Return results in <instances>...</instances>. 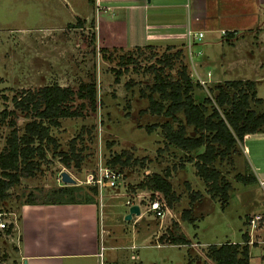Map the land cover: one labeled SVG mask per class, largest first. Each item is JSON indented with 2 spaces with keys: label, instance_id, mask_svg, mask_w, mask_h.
<instances>
[{
  "label": "rangeland",
  "instance_id": "obj_1",
  "mask_svg": "<svg viewBox=\"0 0 264 264\" xmlns=\"http://www.w3.org/2000/svg\"><path fill=\"white\" fill-rule=\"evenodd\" d=\"M94 8L95 0H0V95L7 96L5 101L0 98V110L13 108V95L45 84L58 83L76 89L92 82L96 90L94 110L85 105L82 116L60 118L59 125L50 128L58 143L57 150L68 154V165L63 164L59 155H52L49 146L46 158L34 175L21 177L17 184L8 188L7 197L0 203L2 216L10 218L18 204L27 201L29 192L36 194L35 199L42 200L43 197L37 195L38 190L65 185L60 180L61 170L67 171L75 184L86 190L89 184L85 183V175L89 172L100 174L99 166L108 165L114 154L125 149L132 155L131 159L136 160L126 166L113 165L119 168L122 178L114 187H101L100 193L106 200V205L102 206L104 216L120 233L117 241L122 248L119 249L122 258L132 253L133 247L137 248L133 249L138 254L137 259L127 258L126 264L139 260L140 264H215L206 255L208 246L242 239L244 227L241 225L249 218L250 196L256 194L257 199L263 200L258 204L261 208L256 210L259 214L264 212V186L256 180L249 184L253 185L255 193L245 197L239 194L247 185L235 178L236 173L246 172L237 142L227 155L214 161V166L230 184L226 203L220 207L219 199L208 195L205 183L195 173L193 161L188 160L202 147L184 151L167 143L159 126L146 131V125L161 123L169 117L143 111L148 101L140 92L150 90L151 69L161 66L160 61L180 46L169 49L144 44H134L127 49L98 46L94 43ZM135 14L139 15L136 11ZM76 22L82 23L77 26ZM262 30L264 25L251 29L245 33V40H237L234 45L206 35L198 41L200 45L191 50L182 46L181 53L172 59V66L163 67L162 74L177 77L180 67L184 66L193 81L197 74L208 78L203 90L194 89L196 94H206L205 87L220 83L209 82L208 70L212 79L257 78V95L264 97ZM205 56L213 62L204 63ZM234 58L239 59L236 64H242L243 69L240 65L234 72L233 67H229ZM153 96L157 97V93ZM79 102L76 99L73 104ZM250 104L256 111L264 109V103L258 106L250 101ZM15 111L17 125L21 127L26 119L18 109ZM8 132L9 127L0 124V148ZM186 134H193L190 126ZM262 151L264 154V142ZM77 157L80 158L78 165L75 164ZM165 169L169 170L167 179L178 199L170 207L165 204L166 210L157 217L148 210L152 191L137 185L151 172L162 174ZM96 188L98 201L100 195ZM194 191L200 193L199 199L190 202L189 193ZM158 196L164 199L161 192ZM256 197L254 200L258 201ZM128 202H138L141 210L146 211L139 217L133 214L131 219H124ZM187 208H190L194 223L180 218L181 211ZM173 222L180 233L189 237V243L181 246L167 242ZM9 238L6 231L0 230V261L6 246L12 244Z\"/></svg>",
  "mask_w": 264,
  "mask_h": 264
},
{
  "label": "trees",
  "instance_id": "obj_2",
  "mask_svg": "<svg viewBox=\"0 0 264 264\" xmlns=\"http://www.w3.org/2000/svg\"><path fill=\"white\" fill-rule=\"evenodd\" d=\"M81 23L76 25L80 26ZM170 47L174 46L167 45L165 48ZM180 53L181 46L162 59L161 66L152 68L153 81L149 86L150 90L147 93L140 92L148 101L147 108L143 111L169 117L161 123L146 125L145 129L150 132L159 126L164 140L184 151L202 147L194 156H189L188 160L193 161L195 173L205 183L208 195L219 199L220 207H223L228 198L230 184L214 166V161L227 155L237 142L242 141L245 134L264 129V111H256L250 105V101L260 103L264 99L255 97L254 81L249 79L224 80L214 86L205 87L206 94H196L194 89L203 90V86L188 76L184 66L180 67L177 77L162 74L163 67H171L172 59ZM153 93H157V97ZM95 96L96 90L92 82L81 84L76 89L69 85L51 83L13 95V108H1L0 124H6L9 132L0 148V203L7 197L8 188L17 184L21 177L34 175L41 161L46 158L49 146L52 148V155H59L63 164L68 165V154L57 150L58 143L50 133V128L58 126L60 118L82 116L85 105L94 110ZM0 98L7 100L4 93H1ZM76 99L80 100L78 105L73 104ZM15 109L26 119L21 127L17 125ZM188 126L192 128L193 134H186ZM131 156L128 150H121L113 155L107 166L129 165L136 160L131 159ZM79 161L80 158L77 157L75 164L78 165ZM168 176V169L162 174L151 172L137 186L152 192H161L165 204L170 207L178 199V195L172 189ZM235 178L244 184L256 181L253 173L247 171L236 173ZM96 194V185H89L83 190L79 185L65 184L46 191L38 190L37 195H41L42 200L35 199L36 194L29 192L27 203L95 202ZM199 194L197 191L190 192V202L199 199ZM180 218L193 222L190 208L183 209ZM172 225L166 237L167 242L189 243L187 237L177 230V224L173 222ZM206 255L215 264H249L246 233H242V243L226 241L219 245H209Z\"/></svg>",
  "mask_w": 264,
  "mask_h": 264
},
{
  "label": "crops",
  "instance_id": "obj_3",
  "mask_svg": "<svg viewBox=\"0 0 264 264\" xmlns=\"http://www.w3.org/2000/svg\"><path fill=\"white\" fill-rule=\"evenodd\" d=\"M93 17L94 43L101 47L127 49L134 44L182 47L187 43V30L202 32L200 39L189 38L191 49L200 45L198 41L206 35L234 45L237 40H245L246 32L264 25V0H95ZM227 33L230 34L226 36ZM237 60L234 58L228 64L234 72L240 65L244 68L242 64H236ZM203 62L212 63L213 60L208 61L205 56ZM211 76L210 73L209 82L231 80L212 79ZM232 79L253 80L255 97L264 99L257 95V78L240 76ZM262 103L264 101L254 104L260 106ZM263 142L264 129L245 134L239 142L245 169L252 171L258 184L262 180L261 186H264ZM249 184H244L247 186L245 190L241 189L240 195L245 197L255 193L253 185ZM99 195L95 202H20L12 216L6 218L11 222L7 235L12 244L6 246L1 264H126L127 258L135 261L138 254L133 249L136 247L122 258L121 245L117 241L120 233L115 231L111 220L105 218L102 206L106 205V200L101 193ZM250 197L249 217L259 213L256 209L263 201L257 199L256 194ZM131 204L139 207L137 217L146 211L141 210L138 202H128L127 206ZM241 226L247 235L249 264H264V223L251 228L247 219ZM241 241L240 238L235 240ZM135 264H140V260Z\"/></svg>",
  "mask_w": 264,
  "mask_h": 264
},
{
  "label": "built area",
  "instance_id": "obj_4",
  "mask_svg": "<svg viewBox=\"0 0 264 264\" xmlns=\"http://www.w3.org/2000/svg\"><path fill=\"white\" fill-rule=\"evenodd\" d=\"M202 36V32H191L190 30H187V48L188 50H191V40L189 38L194 39H200ZM210 74L209 71L206 72V76L208 77ZM208 78H203L200 75H196V80L204 86L205 81H207ZM100 174H93L92 172H89L87 175H85V183H88L89 185H96L98 187L99 193L101 192V187H114L117 183V181L121 180L122 174H120L119 168H115L112 166H99ZM262 184V180L259 181ZM158 191H153V197L149 198L148 200V210L150 209L156 216H161L163 213L162 208L166 207L164 199L160 196H158ZM4 212L0 210V230L6 231L9 228L10 222L6 220L4 216ZM264 223V212L253 214L248 218V225L251 228L258 227L259 224Z\"/></svg>",
  "mask_w": 264,
  "mask_h": 264
},
{
  "label": "water",
  "instance_id": "obj_5",
  "mask_svg": "<svg viewBox=\"0 0 264 264\" xmlns=\"http://www.w3.org/2000/svg\"><path fill=\"white\" fill-rule=\"evenodd\" d=\"M60 180L65 184H75V179L65 170H61L59 173ZM139 207L137 204H131L128 207L127 213L124 215V219H129L131 214H138Z\"/></svg>",
  "mask_w": 264,
  "mask_h": 264
},
{
  "label": "bare ground",
  "instance_id": "obj_6",
  "mask_svg": "<svg viewBox=\"0 0 264 264\" xmlns=\"http://www.w3.org/2000/svg\"><path fill=\"white\" fill-rule=\"evenodd\" d=\"M186 47H187V45H186ZM163 208H164V207H163ZM163 208H162V210H163V213H164V211H165V208H164V209H163ZM163 213H162V214H163ZM157 217H159V216H157Z\"/></svg>",
  "mask_w": 264,
  "mask_h": 264
}]
</instances>
